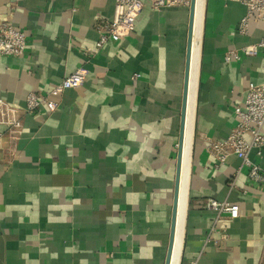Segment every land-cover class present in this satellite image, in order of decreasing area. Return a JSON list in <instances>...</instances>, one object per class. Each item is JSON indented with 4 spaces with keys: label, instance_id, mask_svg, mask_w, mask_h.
Instances as JSON below:
<instances>
[{
    "label": "crops",
    "instance_id": "1",
    "mask_svg": "<svg viewBox=\"0 0 264 264\" xmlns=\"http://www.w3.org/2000/svg\"><path fill=\"white\" fill-rule=\"evenodd\" d=\"M112 13V0H0V21L26 35L22 56H0V100L48 94L57 105L22 114L16 141L4 136L0 264L165 263L189 8L144 0L129 37L90 53ZM244 14L206 0L178 264H264V189L237 157L208 150L234 129L247 85L264 80L261 52L225 61L264 37V16L238 32ZM73 73L82 85L54 93ZM249 159L264 170V147ZM208 200L237 205L238 217Z\"/></svg>",
    "mask_w": 264,
    "mask_h": 264
},
{
    "label": "built area",
    "instance_id": "2",
    "mask_svg": "<svg viewBox=\"0 0 264 264\" xmlns=\"http://www.w3.org/2000/svg\"><path fill=\"white\" fill-rule=\"evenodd\" d=\"M113 13L108 21L99 31V36L90 53H98L107 43L121 41L129 37L135 29V21L143 8L144 0H112ZM153 10L172 7L189 8L191 0H148ZM245 8V14L238 23L237 30L241 35H247L248 25L253 17L264 16V0H229ZM26 47V35L23 30L15 28L8 20L0 21V56L20 57ZM262 53L264 72V37L257 43L246 45L239 50H231L225 56V61L230 62L240 59V53L247 57ZM84 77L73 73L65 77L53 90L60 93L68 89H76L82 85ZM41 107L53 112L57 105L49 98V95L30 93L27 95L24 106L16 105L0 100V150L3 139L7 134L9 140L14 142L18 139L22 129L20 116L22 114L32 115ZM234 116L237 124L224 142L210 143L209 154L224 161L227 156L234 155L248 170L249 181L264 189V170L249 159V153L255 150L260 155L264 147V80L261 83H249L244 91V100L241 106L234 108ZM249 136V140L246 136ZM206 209L213 211L217 216L227 214L230 219L238 217V206L228 203H220L214 200L206 202Z\"/></svg>",
    "mask_w": 264,
    "mask_h": 264
},
{
    "label": "bare ground",
    "instance_id": "3",
    "mask_svg": "<svg viewBox=\"0 0 264 264\" xmlns=\"http://www.w3.org/2000/svg\"><path fill=\"white\" fill-rule=\"evenodd\" d=\"M204 9H205V0H196L193 37H192V46H191V55H190L188 95H187V106H186V117H185V132L183 139V154H182V168H181V179H180V192H179V200H178L176 240L174 243V252L172 255L171 264H178L179 256L181 253V246H182V232H183L182 229H183V223L185 217L189 157H190V148L192 142V121H193L195 94L197 88L198 63H199Z\"/></svg>",
    "mask_w": 264,
    "mask_h": 264
},
{
    "label": "water",
    "instance_id": "4",
    "mask_svg": "<svg viewBox=\"0 0 264 264\" xmlns=\"http://www.w3.org/2000/svg\"><path fill=\"white\" fill-rule=\"evenodd\" d=\"M195 5H196V0H191L189 6V22H188L185 69H184L183 88H182V102H181V111H180V126H179V135H178V143H177V157H176V169H175V178H174L171 222H170V230H169V241H168L167 253L164 264H171L172 255L174 252V243L176 240L178 200H179V192H180L183 139L185 132V117H186V106H187V95H188V79H189L190 55H191L193 27H194ZM205 6H206V0H205ZM188 175H189V171H188Z\"/></svg>",
    "mask_w": 264,
    "mask_h": 264
},
{
    "label": "rangeland",
    "instance_id": "5",
    "mask_svg": "<svg viewBox=\"0 0 264 264\" xmlns=\"http://www.w3.org/2000/svg\"><path fill=\"white\" fill-rule=\"evenodd\" d=\"M204 13H205V11H204Z\"/></svg>",
    "mask_w": 264,
    "mask_h": 264
}]
</instances>
